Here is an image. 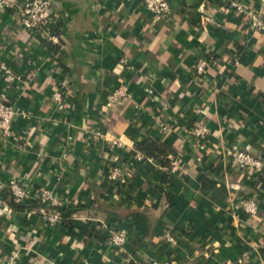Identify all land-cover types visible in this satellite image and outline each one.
<instances>
[{
	"label": "crops",
	"instance_id": "crops-1",
	"mask_svg": "<svg viewBox=\"0 0 264 264\" xmlns=\"http://www.w3.org/2000/svg\"><path fill=\"white\" fill-rule=\"evenodd\" d=\"M50 2L53 38L26 33L0 11V66L21 77L8 94L21 140L0 139V200L9 205L16 180L30 196L47 190L75 212L67 227L12 210L0 218V258L264 264V179L226 155L235 146L264 162V30L249 16L264 26V0H173L164 19L141 0ZM230 2L246 13L221 12ZM200 58L208 60L203 81L193 71ZM121 88L125 98L108 107ZM156 119L166 127L160 135ZM197 123L208 129L203 139L188 134ZM148 138L171 152L145 157L136 146ZM113 167L124 185L109 179ZM248 199L253 216L240 208ZM166 229L173 242L163 239ZM111 232L124 236L122 249L109 244Z\"/></svg>",
	"mask_w": 264,
	"mask_h": 264
},
{
	"label": "built area",
	"instance_id": "built-area-1",
	"mask_svg": "<svg viewBox=\"0 0 264 264\" xmlns=\"http://www.w3.org/2000/svg\"><path fill=\"white\" fill-rule=\"evenodd\" d=\"M173 0H141L145 10L151 13L155 19H164L169 16ZM0 11H10L14 19L22 26L23 30L29 34H36L40 37L53 38L49 35L48 24L52 12L50 0H0ZM220 11L228 13L234 11L238 14L246 13L242 4L237 2H230L225 6L220 7ZM249 14V13H248ZM251 16L252 25L258 29L264 30V26L256 15ZM264 57V50H263ZM123 62V61H121ZM208 67V60L200 58L194 66V74L196 78L203 81ZM0 77L3 82V96L0 99V139H12L14 142L21 139L12 133L11 120L16 113L14 107L10 104L8 94L16 84L21 82V77L15 74L10 68L1 65ZM16 90V88H15ZM125 93L123 89L114 91L107 102L110 107L113 103L123 100ZM52 100L55 106L60 107L64 103L63 93L59 90H54L52 93ZM155 128L158 134L164 133L165 125L159 120L155 121ZM188 134L196 139H203L208 134L207 127L202 123H197L188 130ZM230 163L242 169L247 175L264 179V162L253 153L239 149L237 147H230L226 151ZM109 179L118 185H124L127 181L126 175L120 167H113L111 169ZM28 185L26 183H19L16 180H11L8 184V191L11 197L19 204H30L32 202L39 205H46L54 210H46L39 208V213L47 224L57 225L61 223V217L55 209H67L64 202L56 199L47 190L38 191L36 196L32 197L28 193ZM240 208L245 215L253 216L257 212V204L254 200H243L240 202ZM12 212L11 208L0 200V218L8 216ZM163 239L167 242H173L174 234L171 230L166 229L163 234ZM125 238L120 232H111L109 235V244L118 249H122ZM16 258H0V264H17Z\"/></svg>",
	"mask_w": 264,
	"mask_h": 264
},
{
	"label": "trees",
	"instance_id": "trees-1",
	"mask_svg": "<svg viewBox=\"0 0 264 264\" xmlns=\"http://www.w3.org/2000/svg\"><path fill=\"white\" fill-rule=\"evenodd\" d=\"M136 149L142 152L144 156L147 158H158L161 156H165L166 154L171 152L170 146L162 143L159 138L157 139L148 138L142 144L137 145ZM8 206L13 211H26V212L32 211L37 213V210L39 208H44L46 210L47 209L54 210L51 207H46V205H39L34 202L30 203L29 205L19 204L14 199L9 203ZM55 210H57L58 213L60 214L61 220L66 224L67 227H69L71 225L70 221L72 214L73 212H75V210L73 211H69L66 209H55ZM130 264H134V263L131 262Z\"/></svg>",
	"mask_w": 264,
	"mask_h": 264
}]
</instances>
